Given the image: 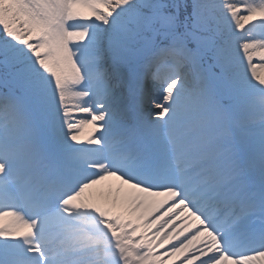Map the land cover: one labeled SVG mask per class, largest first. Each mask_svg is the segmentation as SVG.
Instances as JSON below:
<instances>
[{
	"label": "snow or ice",
	"instance_id": "obj_1",
	"mask_svg": "<svg viewBox=\"0 0 264 264\" xmlns=\"http://www.w3.org/2000/svg\"><path fill=\"white\" fill-rule=\"evenodd\" d=\"M0 264H264V0H0Z\"/></svg>",
	"mask_w": 264,
	"mask_h": 264
},
{
	"label": "rangeland",
	"instance_id": "obj_2",
	"mask_svg": "<svg viewBox=\"0 0 264 264\" xmlns=\"http://www.w3.org/2000/svg\"><path fill=\"white\" fill-rule=\"evenodd\" d=\"M91 132L90 126H84L83 127V138L86 139L89 133Z\"/></svg>",
	"mask_w": 264,
	"mask_h": 264
},
{
	"label": "bare ground",
	"instance_id": "obj_3",
	"mask_svg": "<svg viewBox=\"0 0 264 264\" xmlns=\"http://www.w3.org/2000/svg\"><path fill=\"white\" fill-rule=\"evenodd\" d=\"M6 219H11V218H6Z\"/></svg>",
	"mask_w": 264,
	"mask_h": 264
}]
</instances>
